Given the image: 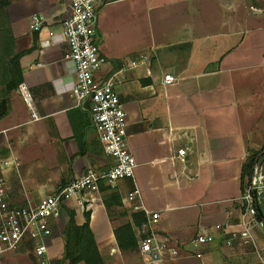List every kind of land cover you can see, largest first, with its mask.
Wrapping results in <instances>:
<instances>
[{"label": "crops", "instance_id": "crops-1", "mask_svg": "<svg viewBox=\"0 0 264 264\" xmlns=\"http://www.w3.org/2000/svg\"><path fill=\"white\" fill-rule=\"evenodd\" d=\"M8 1L18 50L27 52L20 60L21 85L30 95V106L18 88L6 96L0 93V177L6 181L11 206L26 208L37 206L89 169L105 171L110 160L89 112L77 107L71 95L76 72L65 59L60 26L69 1ZM37 14L48 20L40 32L30 28ZM155 19L160 33L146 49L134 59L120 57L112 46V33L130 21L150 32ZM97 41L108 62L104 75L147 58L128 70L118 87L127 114L128 148L147 167L139 180L122 181L114 190L127 213L124 224L134 227L135 214L123 200L135 182L145 206L160 214L157 231L178 245L180 256L167 264H264L263 228L254 227L248 244L226 243L231 233L242 231V166L250 149L264 145V137H253L252 131H240L233 140L228 133L231 106L238 115L244 107L240 112L249 117L256 96L264 105V74L253 75L262 66L257 56L264 52V0H126L104 5ZM157 56L168 60L162 75L150 67ZM247 68L249 75L244 74ZM165 74L176 82L165 86ZM185 147L182 161L178 151ZM67 211L75 212L78 226L89 214L105 264H142L138 249H120L114 234L119 219L111 220L100 194L67 200L59 219L49 221L51 264L64 256ZM216 226H227V231H217L212 243L189 245ZM134 228L136 233L138 227ZM0 264H38L34 243L25 239L18 250L0 256Z\"/></svg>", "mask_w": 264, "mask_h": 264}, {"label": "built area", "instance_id": "built-area-1", "mask_svg": "<svg viewBox=\"0 0 264 264\" xmlns=\"http://www.w3.org/2000/svg\"><path fill=\"white\" fill-rule=\"evenodd\" d=\"M67 14L60 21L62 36L65 39L67 53L65 59L75 68L76 78L71 90L76 106L86 108L93 127L109 158L108 168L99 172L89 169L82 177L60 188L55 194L43 198L37 206L14 208L9 202L6 181L0 177V256L19 249L25 239L34 243V254L38 264H51L48 260L47 240L51 237L50 220L61 215L63 203L81 194L99 195L101 185L116 190L118 183L135 179L137 163L127 143V114L121 103L118 87L124 83L125 73L138 68L147 58L131 61L119 70L103 74L108 64L97 41L98 15L101 6L126 0H68ZM42 15H34L31 30L40 32L47 24ZM54 36L53 32L49 33ZM171 74H165L163 84L175 83ZM25 102L30 106V95L24 85L18 87ZM33 119H38L32 112ZM188 147L178 151L184 160ZM242 231L230 234L226 243L236 241L248 244L253 236L254 227L263 228L264 222L257 218L256 203L264 204V166L255 165L251 181L241 196ZM124 205L133 214H143L145 221L137 228V249L142 264H167L180 256L178 245L157 231L160 214L149 210L142 200V193L135 184L126 194ZM227 231V226H216L213 232H201L190 240L189 245L197 248L212 243L216 232Z\"/></svg>", "mask_w": 264, "mask_h": 264}, {"label": "rangeland", "instance_id": "rangeland-1", "mask_svg": "<svg viewBox=\"0 0 264 264\" xmlns=\"http://www.w3.org/2000/svg\"><path fill=\"white\" fill-rule=\"evenodd\" d=\"M8 7L9 5L7 6V8L4 6V0H0V59H2L0 60L1 66H6V61H7L6 47L8 44L7 34L9 32L14 41L13 47H12V54L20 53L17 47V41L15 39L13 30H12L9 16L8 17L5 16L6 12L8 14ZM130 22L127 25L126 21H124V23L126 24H124L123 26L119 28L121 31L113 32L111 36L112 46H114V49L117 51L120 57H123L126 59H129V58L134 59V57H136L138 53L143 52L146 49V47L150 44L151 40L155 39L157 34L160 33L159 23L156 19L154 20V23L151 25L150 32L148 29L145 28L144 25L142 26V23L133 21V24L130 25ZM257 58L262 60V66L257 69L258 73L253 74V75H256L255 76L256 78L258 76L262 77L261 75L264 74V68H263L264 67V52L261 51L260 54L257 56ZM167 63H168L167 59L165 58L160 59L157 56L155 57V59H152L150 67L155 74L162 75L161 67H163V65L164 66L167 65ZM249 72H250V69L247 68L244 74L249 75ZM2 89L4 88L3 86L0 85V93ZM263 94L264 92L260 95H263ZM241 102L242 101H239L240 105H241ZM250 104H252V110L254 111V113H251L249 117H247L246 115L240 112L244 107L240 106L238 110L240 113L239 115L237 113L233 114L232 109H234V107L233 106L230 107L231 113H230L229 122H228V125L230 128V131L228 132L230 133L229 134L230 140H233L232 138H235L234 137L235 134H239L240 131L245 133L246 130L252 131L253 137L255 136L256 138H260V139L264 137V105H263V102L260 97L257 98L256 96L255 99ZM218 119L220 122L221 115L218 117ZM261 148H259L258 150H260ZM250 151H256V150L250 149ZM134 158L138 163V166L135 169V177L137 180H139L141 170L144 171L147 169V167L141 164L140 155H134ZM128 182H130V180ZM101 186L102 187L100 189V195H101L102 201L109 194L116 193L115 191L109 188L107 190V186L105 184H102ZM119 199L121 200V204H122V199L120 196H119ZM110 212L112 214V219H119V223L117 222L115 223V225H117L116 227L125 225L124 222L126 221L127 213L122 205H119V206L115 204L111 205ZM124 252H128V251H124Z\"/></svg>", "mask_w": 264, "mask_h": 264}, {"label": "trees", "instance_id": "trees-1", "mask_svg": "<svg viewBox=\"0 0 264 264\" xmlns=\"http://www.w3.org/2000/svg\"><path fill=\"white\" fill-rule=\"evenodd\" d=\"M8 5L9 1L4 0V6L7 8ZM5 16L8 17L7 12ZM7 35L8 44L6 47V66L0 65V85L4 88L2 89L1 94H4L5 96L16 90L22 84L23 78L20 60L27 53L20 52L12 54L14 41L10 32ZM257 164L264 166V146L260 150L250 151L242 166V191H244L250 183L253 168ZM103 203L112 220V214L110 212L111 205H122L119 196L116 193L109 194L103 200ZM262 207H264V204H262ZM67 215L68 221L64 230L65 252L62 259L56 264H105L89 226V214H85L86 223L82 226L76 224L74 211H67ZM257 218L264 222V219L259 214L257 215ZM133 219L134 227L138 228L145 221L143 214H135ZM134 227L131 224H125L114 229L116 240L122 251H134L137 249V238Z\"/></svg>", "mask_w": 264, "mask_h": 264}, {"label": "water", "instance_id": "water-1", "mask_svg": "<svg viewBox=\"0 0 264 264\" xmlns=\"http://www.w3.org/2000/svg\"><path fill=\"white\" fill-rule=\"evenodd\" d=\"M256 209L258 214L264 219L263 207L258 202L256 203Z\"/></svg>", "mask_w": 264, "mask_h": 264}]
</instances>
